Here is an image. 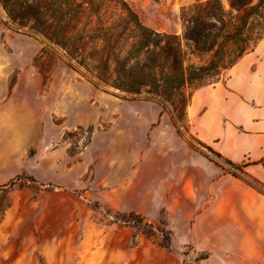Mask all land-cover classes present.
<instances>
[{"label":"rangeland","instance_id":"374dc122","mask_svg":"<svg viewBox=\"0 0 264 264\" xmlns=\"http://www.w3.org/2000/svg\"><path fill=\"white\" fill-rule=\"evenodd\" d=\"M125 1L182 37L207 0ZM49 47L0 0V264H264L262 223L233 199L239 170L196 135L195 92L184 113L126 99ZM222 190L231 218L208 217Z\"/></svg>","mask_w":264,"mask_h":264},{"label":"trees","instance_id":"16d2710c","mask_svg":"<svg viewBox=\"0 0 264 264\" xmlns=\"http://www.w3.org/2000/svg\"><path fill=\"white\" fill-rule=\"evenodd\" d=\"M21 29L44 36L98 88L126 99L171 104L184 113L264 38V0H207L183 12L182 37L150 29L125 0H1ZM36 61H39L36 59ZM230 164L264 194V184ZM241 167V168H239Z\"/></svg>","mask_w":264,"mask_h":264},{"label":"crops","instance_id":"0c3cea01","mask_svg":"<svg viewBox=\"0 0 264 264\" xmlns=\"http://www.w3.org/2000/svg\"><path fill=\"white\" fill-rule=\"evenodd\" d=\"M199 110L194 124L198 138L226 159L244 165L249 176L264 184V38L225 80L195 92L194 114ZM227 181L223 177L217 183ZM245 185L233 196L234 202L243 204L240 216L256 218L262 223L258 228L264 229V194ZM231 199L230 191H220L207 216L231 218Z\"/></svg>","mask_w":264,"mask_h":264}]
</instances>
